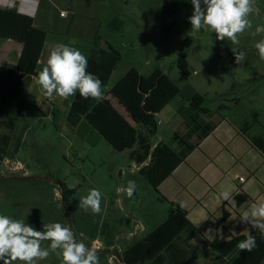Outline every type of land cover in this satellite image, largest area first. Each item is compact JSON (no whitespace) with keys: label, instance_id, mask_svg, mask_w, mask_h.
<instances>
[{"label":"rangeland","instance_id":"1","mask_svg":"<svg viewBox=\"0 0 264 264\" xmlns=\"http://www.w3.org/2000/svg\"><path fill=\"white\" fill-rule=\"evenodd\" d=\"M190 1L185 0L186 3ZM255 8L256 12L249 17L252 26L240 36L236 46L246 53L242 63L236 64L231 43L218 40L214 32L203 29L192 32L191 14L183 13L173 26L165 24L129 32L138 41L135 65L145 76L160 68L180 87L181 94L171 103L177 114L184 106L189 108L193 91L205 97L204 106L215 114L228 115L232 101L239 99L238 112L257 111L260 115L258 130L264 134V59L255 47L257 42L264 40V33L256 34V28L264 26V0H256ZM187 37L193 42L188 50V79L178 68ZM115 78L109 81L110 86ZM113 100L118 105L117 99ZM64 109L66 107H61L57 114L44 109V114L29 100L15 130L8 132L12 142L8 159L3 168L0 166V215L23 219L38 231L56 222L70 227L62 211V191L52 181L60 179L70 187L79 186L70 212L75 238L98 251L100 264H125L123 252L126 248L170 218L175 207L162 199L160 188L156 190L136 170L128 151H115L90 125V131L84 125L70 126L63 116ZM171 119L168 112L157 116L159 131L154 140L163 137L165 143L177 148V143L169 136ZM183 125L184 121L175 131H182ZM130 180L135 182L136 189L129 198L125 189ZM93 188L102 194V211L98 215L79 207L81 197ZM182 195L187 200L192 199L186 191ZM138 221L145 229L132 236ZM49 245V241L42 243L44 248ZM190 246L205 250L199 240H193ZM219 259V256L201 254L187 263L211 264ZM38 264H61V259L51 253Z\"/></svg>","mask_w":264,"mask_h":264},{"label":"trees","instance_id":"2","mask_svg":"<svg viewBox=\"0 0 264 264\" xmlns=\"http://www.w3.org/2000/svg\"><path fill=\"white\" fill-rule=\"evenodd\" d=\"M0 37L23 44V51L15 70L21 77H37L47 31L35 26L34 18L30 14L17 9L0 8ZM191 40V37L186 38L178 60V68L187 79L190 76L188 50L191 47ZM122 57V53L111 43H107V50H98L89 57L87 71L102 81L103 99L99 102L92 98L85 99L77 91L70 104L67 121L70 126L77 127L85 120L115 151H129V158L141 166L139 173L158 190L174 170L186 161L189 154L199 148L201 142L214 131L216 123L210 119L214 113L204 106L205 97L193 91L189 99V108L184 106L178 111L185 127L182 131H175L172 136V141L177 143L178 147L163 142L154 145L153 138L159 131L157 115L181 94V89L160 68L149 76L141 74L137 68H132L110 90L113 99H117L121 105L117 106L114 100L106 98L105 93ZM13 74L14 70L0 66V166L7 157L11 142V135L8 132L15 130L20 114L24 110L23 103H14L8 96V89L16 82ZM252 115L246 122V128H251L259 121L257 111ZM251 141L264 153L263 136ZM57 180L60 182L66 206L71 212L72 199L80 187H70L66 182ZM248 198L249 196L242 192L237 197L238 203L242 204ZM162 199L175 207V213L126 248L123 252L125 264H188L192 257L201 254L209 257L218 254L220 259L213 261V264L264 263V233L258 230L252 232L257 246L251 252H242L238 248V244L245 240L247 235L223 240L218 234L210 242L189 220L185 208L164 196ZM62 211L64 212L63 209ZM228 218L229 213L224 211L223 217L217 222L218 230ZM193 240H199L205 250L190 246Z\"/></svg>","mask_w":264,"mask_h":264},{"label":"crops","instance_id":"3","mask_svg":"<svg viewBox=\"0 0 264 264\" xmlns=\"http://www.w3.org/2000/svg\"><path fill=\"white\" fill-rule=\"evenodd\" d=\"M20 8L21 12L33 16L35 26L47 31L39 71L46 65L48 56L57 43L80 50L87 60L96 51L107 50V43H111L122 53V60L110 78L111 81L113 76L116 77L115 83L111 86L108 83L106 88L105 96L108 100H113L110 90L115 84L130 69L137 68L135 63L138 41L129 32L147 27L154 29L165 24L173 26L179 21L178 16L183 13L192 15L193 12L191 1L186 3L185 0H23ZM156 15L158 18L154 17ZM192 44L191 40V46ZM22 51V43L0 37V66L14 70L13 78L16 79L8 89L10 100L23 103L24 109L31 100L32 105L44 114V109L57 114L61 107H66L63 116L67 120L75 95L67 100L55 97V101L50 103L38 85L37 77H21L15 70ZM141 74L144 75L143 72ZM171 103L158 115L166 112L172 115V133L169 135L172 140L175 128L181 127L184 120L172 110ZM232 103L228 115L218 112L215 114L213 111L210 119L216 123L214 131L159 187L167 199L179 203L187 210L189 220L210 242L218 234L223 240H230L233 236L248 235V230L253 232L255 229L242 222L240 217L253 204L264 203V153L251 141L260 136L264 137L258 130L260 115L258 123L246 128V122L253 116L254 110L241 114L237 110L241 106L240 100L234 99ZM118 105L121 106L119 102ZM82 125L90 131L85 120L77 127ZM160 142L165 143L163 137L157 140L153 138L154 145ZM7 159L6 157L2 163V168ZM135 167L139 170L141 166L135 163ZM239 177H244L245 181L240 182ZM224 190L229 191L233 199L222 201L219 193ZM184 191L192 195L191 200L182 195ZM242 192L249 198L239 204L237 197ZM224 211L229 213V218L218 230L217 222L223 217ZM213 257H218V254Z\"/></svg>","mask_w":264,"mask_h":264},{"label":"clouds","instance_id":"4","mask_svg":"<svg viewBox=\"0 0 264 264\" xmlns=\"http://www.w3.org/2000/svg\"><path fill=\"white\" fill-rule=\"evenodd\" d=\"M256 0H191L192 15L189 17L192 32L202 29L216 34L220 41L231 43V51L236 64L244 62L246 53L239 51L240 36L252 24L249 17L256 12ZM203 5V7H202ZM264 33V26L256 28V34ZM261 59H264V40L255 45ZM87 58L78 49L63 43H57L51 50L46 65L38 73L37 83L48 98L69 99L78 91L80 96L92 98L97 102L103 99L102 81L87 71ZM136 189L134 181H128L125 189L127 196H133ZM222 201L233 199L227 191L219 193ZM102 194L93 188L81 197L79 207L93 214H100ZM241 221L251 225L252 229L264 233V203H256L240 217ZM49 241V248L42 243ZM257 246L256 239L248 230L245 240L238 244L244 252H251ZM51 253H56L61 264H100L98 251L89 245L79 242L69 226L59 222L36 230L23 219H14L0 215V261L3 264H38Z\"/></svg>","mask_w":264,"mask_h":264},{"label":"built area","instance_id":"5","mask_svg":"<svg viewBox=\"0 0 264 264\" xmlns=\"http://www.w3.org/2000/svg\"><path fill=\"white\" fill-rule=\"evenodd\" d=\"M23 0H0V8H5V9H17L20 11V7H21V3ZM24 13V12H23ZM28 14V13H27ZM65 13H63L64 15ZM107 88V87H106ZM48 101L50 103H53L55 101V97L54 98H48ZM240 182H244L245 178L244 177H239L238 178ZM145 228L142 224L141 221H138L135 225V229L132 233V236L136 235L137 233H139V231H143Z\"/></svg>","mask_w":264,"mask_h":264},{"label":"water","instance_id":"6","mask_svg":"<svg viewBox=\"0 0 264 264\" xmlns=\"http://www.w3.org/2000/svg\"><path fill=\"white\" fill-rule=\"evenodd\" d=\"M1 177H5V176H1ZM24 178V177H23ZM54 184L58 185L59 188H61V185H60V182L58 180H54L52 181ZM62 207H63V210L66 214V217H67V220H68V223L70 225V228L72 229L73 233H74V236L76 237V233L74 231V228H73V225H72V220H71V216H70V211L68 209V207L66 206V203H65V199L62 195ZM106 252V251H105Z\"/></svg>","mask_w":264,"mask_h":264}]
</instances>
